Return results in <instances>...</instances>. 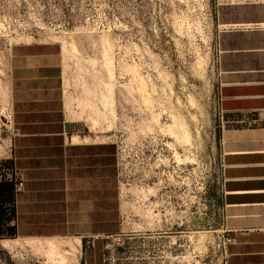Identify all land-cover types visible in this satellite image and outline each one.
I'll return each instance as SVG.
<instances>
[{
    "label": "rangeland",
    "instance_id": "rangeland-1",
    "mask_svg": "<svg viewBox=\"0 0 264 264\" xmlns=\"http://www.w3.org/2000/svg\"><path fill=\"white\" fill-rule=\"evenodd\" d=\"M213 1L0 0V163L20 48H53L67 109L110 131L113 231L95 264H223Z\"/></svg>",
    "mask_w": 264,
    "mask_h": 264
},
{
    "label": "crops",
    "instance_id": "crops-1",
    "mask_svg": "<svg viewBox=\"0 0 264 264\" xmlns=\"http://www.w3.org/2000/svg\"><path fill=\"white\" fill-rule=\"evenodd\" d=\"M213 2L217 91L232 119L264 109V0ZM10 95L11 156L24 187L0 181V235L9 237L0 240V264H95L113 231L110 131H91L67 109L62 60L51 47L15 51ZM219 144L218 230L234 239L223 264H264V129L219 130ZM16 239L22 245H2Z\"/></svg>",
    "mask_w": 264,
    "mask_h": 264
},
{
    "label": "built area",
    "instance_id": "built-area-1",
    "mask_svg": "<svg viewBox=\"0 0 264 264\" xmlns=\"http://www.w3.org/2000/svg\"><path fill=\"white\" fill-rule=\"evenodd\" d=\"M217 120L218 128L225 129H264V109L236 111L232 119L225 118V111L221 109V97L217 91ZM0 181H7L14 184L16 191H21L24 187V178L16 169L12 159H6L0 163ZM234 239L229 233L222 234L220 247L225 251V247L233 244ZM87 245L92 246L91 241Z\"/></svg>",
    "mask_w": 264,
    "mask_h": 264
},
{
    "label": "bare ground",
    "instance_id": "bare-ground-1",
    "mask_svg": "<svg viewBox=\"0 0 264 264\" xmlns=\"http://www.w3.org/2000/svg\"><path fill=\"white\" fill-rule=\"evenodd\" d=\"M136 77H137V75H136ZM140 77V76H139ZM138 78V77H137ZM177 122V121H176ZM182 123V122H181ZM182 125V124H181ZM90 130L91 131H93L94 130V128L93 127H90ZM182 130H184V129H182ZM184 131H186V130H184ZM184 133V132H183ZM186 135H187V133H186ZM182 139V138H181ZM187 138H185V137H183V140H186ZM180 158H181V156H180ZM180 158L178 157L177 159H179L180 160ZM78 241V243H80L79 242V240H77ZM50 244V243H49ZM49 244H48V246H49ZM54 244V243H53ZM77 244V243H76ZM2 245H4V246H6L7 248H9V249H12L13 247H14V245H22V243L20 242V240H18V239H16V240H13V242L12 241H7V242H3L2 243ZM51 245V244H50ZM55 245V244H54ZM66 245H68L67 244V242H66ZM70 245V244H69ZM72 245V247H73V249L75 250V248H74V246H73V244H71ZM70 245V246H71ZM78 245V244H77ZM71 247V248H72ZM54 249H55V247H54ZM53 249V250H54ZM75 253V252H74Z\"/></svg>",
    "mask_w": 264,
    "mask_h": 264
}]
</instances>
